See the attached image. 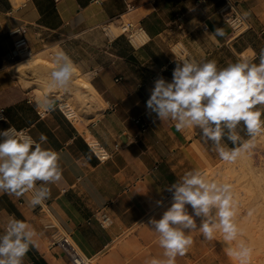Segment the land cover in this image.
Returning <instances> with one entry per match:
<instances>
[{
    "label": "crops",
    "instance_id": "crops-1",
    "mask_svg": "<svg viewBox=\"0 0 264 264\" xmlns=\"http://www.w3.org/2000/svg\"><path fill=\"white\" fill-rule=\"evenodd\" d=\"M228 3L245 19V29L233 30L219 12ZM129 4L134 8L129 10ZM178 13H185L182 28ZM123 21L142 25L147 39L140 44L124 34L109 39L105 26ZM19 25L29 28V52L57 44L91 82L99 100L94 107L89 103L84 120L69 119L58 97L40 92L34 80L26 84L23 74L13 70L9 31ZM217 28L225 35L213 37ZM177 41L185 44L184 54L174 49ZM262 48L264 0H0V108L7 118L0 120V130L26 129L37 141L43 133V147L60 155L63 176L47 185L51 197L35 208L28 203L32 193L0 192V234L13 217L37 233L23 264H70L53 245L59 231L71 233L90 262L111 264L125 232L172 196L168 186L187 171L202 172L221 161L197 129L178 132L174 121L150 113L146 102L154 81L160 76L171 81L184 59L215 60L218 67L241 58L258 63ZM46 97L55 99L54 111L40 107ZM241 136L244 142L252 138ZM90 138L100 142L108 158L101 159L89 146ZM100 209L113 219L106 228L98 221Z\"/></svg>",
    "mask_w": 264,
    "mask_h": 264
},
{
    "label": "clouds",
    "instance_id": "clouds-1",
    "mask_svg": "<svg viewBox=\"0 0 264 264\" xmlns=\"http://www.w3.org/2000/svg\"><path fill=\"white\" fill-rule=\"evenodd\" d=\"M211 35L225 33L223 28H217ZM257 58L258 63L241 58L224 67H218L215 60L179 61L171 81L163 76L154 81L146 107L160 121H174L178 132L197 129L205 142H211L221 160L234 162L241 150L250 146L241 133L254 137L264 131V48ZM54 62L49 88L67 90L75 67L63 52L57 53ZM40 107L54 111L56 101L46 97ZM0 119L7 122L6 117ZM45 143L47 137L43 133L37 141L13 126L0 130V192L17 197L32 193L28 203L33 208L51 197L47 185L61 181L63 176L59 153L43 147ZM167 190L173 196L171 207L160 219L149 220L166 259L154 258L150 264H175V258L185 255L192 245L193 231L201 232L208 240L217 231L223 233L226 241L236 239L231 185L209 180L203 172L193 169ZM36 236L28 223L11 218L0 234V264H23ZM239 255L241 259L247 257L249 249L241 245Z\"/></svg>",
    "mask_w": 264,
    "mask_h": 264
},
{
    "label": "rangeland",
    "instance_id": "rangeland-1",
    "mask_svg": "<svg viewBox=\"0 0 264 264\" xmlns=\"http://www.w3.org/2000/svg\"><path fill=\"white\" fill-rule=\"evenodd\" d=\"M112 28L116 35L121 32L120 28H116L114 24ZM180 46L185 48L183 41L175 42L173 47L178 50ZM54 47L56 48L54 49ZM59 52L57 44L45 47L42 52H29L27 48L18 61L16 60L13 70H18L23 76L25 75L26 84L30 83L27 82L30 79L34 80L32 83L35 86L37 82V85H39L36 86L37 89L43 93V87H49L51 71L56 67L54 62L55 56ZM182 57L184 58V56ZM27 71L32 74L33 78L27 76ZM74 75L67 90L50 88L54 90L53 94L51 93L50 95L56 94L55 96H59L58 98L62 103H64V100L61 98L68 96V101L71 102V106L77 112L78 118L84 120L85 114L90 111L89 107L91 105L89 106L87 101L76 100L77 96H83L84 91L87 92V89L85 88L84 90L79 85L78 80L74 78L76 75ZM80 77L83 76L81 75ZM246 142L250 146L241 151L247 153L252 158L253 164L255 163L256 170L254 171L256 174L245 164H241L240 161H234V163L223 160L208 165L202 171L209 180L231 185L235 211L234 222L238 228L236 239L227 242L224 239L223 233L217 231L214 238L208 240L203 237L201 232L193 231L190 233L193 241L192 245L185 255H178L175 258V264H264V194H262L264 193L262 191L264 182L262 179L258 181V177L264 176V131ZM257 170H260L258 174ZM250 171L254 175H258V177L256 178ZM172 203L173 196L156 207L138 225L127 230L119 240L121 246L117 248L118 250H116L111 264H150L154 258L165 260L166 257L163 255L164 250L159 246L158 234L150 227L149 220L151 218L160 219L163 213L171 207ZM188 209L191 212L190 206H188ZM197 223L199 224V220H197ZM241 245L249 249V255L243 259L239 255ZM89 264L101 263L95 259Z\"/></svg>",
    "mask_w": 264,
    "mask_h": 264
},
{
    "label": "built area",
    "instance_id": "built-area-1",
    "mask_svg": "<svg viewBox=\"0 0 264 264\" xmlns=\"http://www.w3.org/2000/svg\"><path fill=\"white\" fill-rule=\"evenodd\" d=\"M202 0H198V4L201 3ZM134 8V5L129 4L128 9L131 10ZM229 10H232L230 13ZM220 13L225 14V21L230 25V27L237 31L241 29H245L247 27L245 19L235 11V9L228 3L225 6L221 7L219 9ZM178 26L179 28H182L184 26L185 21V13H178L177 16ZM114 23H109L105 26V33L109 39H113L114 37L124 34L127 35V37L132 41V36L135 33L136 30L144 31V27L142 25H138L136 23H133L131 21H123L117 24L118 28H120L121 32L118 35H112L109 33V26ZM204 29H208V26H205ZM28 31L29 28L27 25H19L14 28H12L9 31V35L13 39V48L8 53V58L11 62L16 61L19 59L25 50L28 48L29 41H28ZM180 51H183L182 47H179ZM67 104L60 103L59 107L64 112V114L69 118L70 117L69 107L66 106ZM40 115H43V111H39ZM0 116L4 117V111L3 108H0ZM2 120V119H0ZM139 121V120H137ZM17 131H23L26 134V129H17ZM89 146L99 155L101 159H106L109 157V153L105 151L103 146L100 144V142L97 139L90 138L87 140ZM98 221L101 225V227L106 228L109 225H111L113 219L111 214L105 210L100 209L98 211ZM53 245L58 246L62 252L65 254L67 260L70 264H89L90 258L87 257L76 245L74 242L71 233L66 231H59L56 233Z\"/></svg>",
    "mask_w": 264,
    "mask_h": 264
},
{
    "label": "bare ground",
    "instance_id": "bare-ground-1",
    "mask_svg": "<svg viewBox=\"0 0 264 264\" xmlns=\"http://www.w3.org/2000/svg\"><path fill=\"white\" fill-rule=\"evenodd\" d=\"M112 25L113 24H111L110 26H109V28H108V30H109V33L110 34H112V35H116V33H115V31H114V29L112 28ZM115 25V27L116 28H118V26L116 25V24H114ZM147 34L144 32V31H139V30H136L135 31V33L133 34V36H132V40L135 42V43H142L143 41H145L146 39H147ZM180 47H182V46H180ZM56 47H54V49H55ZM183 48V47H182ZM62 51V50H61ZM179 51H180V49H179ZM180 53L181 54H184L185 53V51H184V49H183V51H180ZM50 54V53H49ZM52 54V53H51ZM24 64H28V63H24ZM74 65V64H73ZM76 65V64H75ZM74 65V67H75V75H76V77H74L75 79H77L78 80V83H79V85L81 86V87H83V88H86L87 89V92L85 91V93H83V96L81 95V96H77V98H76V100H84V101H87L88 103H90L91 104V106L93 105V107L96 105V104H98V100H99V98H98V96H97V92H96V90H95V88L93 87V85L91 84V82L89 81V80H86L85 78H83V77H80L81 76V73H80V71H79V69L77 68V65L75 66ZM23 67H24V65H22ZM56 66V65H55ZM26 68V67H25ZM22 69V68H21ZM21 73V72H20ZM74 75V76H75ZM80 75V76H79ZM20 76H23V75H20ZM25 76V75H24ZM77 80H75L76 82H77ZM29 81V80H28ZM27 81V82H28ZM38 83L36 82V86H39V85H37ZM35 85V84H34ZM30 86H32V85H30ZM29 86V87H30ZM28 88V87H27ZM52 92H54V90H51L49 87H43V93L44 94H46V95H50ZM57 93V92H56ZM53 94V93H52ZM56 95V94H55ZM58 95V94H57ZM60 95H61V93H60ZM80 95V94H79ZM59 97V96H58ZM62 100H66V102H64V104H67L66 106H68L69 108V111H67L68 113H70L71 115H70V117L71 118H73V119H75V118H77V112L74 110V108L71 106V102L70 101H68V96H64L63 98H61ZM86 102V103H87ZM84 104V103H83ZM95 115H97V114H95ZM235 161H240L241 162V164H245L248 168H250V170L253 172L254 170H256L255 169V166H254V164H253V161H252V158L249 156V155H247V153H245V152H240V155L237 157V159L235 160ZM235 163V162H234ZM250 171V173H252ZM260 171V170H259ZM259 171L257 170V174L259 173ZM255 172V171H254ZM253 172V173H254ZM264 172V171H263ZM252 173V174H253ZM255 174H256V172H255ZM261 174V173H260ZM254 175V174H253ZM252 175V176H253ZM264 175V174H263ZM251 176V177H252ZM254 176H256V178L258 177V175H254ZM262 176V175H261ZM263 177L264 176H262L261 178H259L258 177V181H260V179H262V181L264 182V180H263ZM251 179H253V178H251ZM254 180L256 181V179L254 178ZM262 182V183H263ZM258 185V184H257ZM258 187H259V185H258ZM264 187V186H263ZM264 188H262V191H264L263 190ZM261 191V192H262ZM262 194H264V193H262ZM258 206V205H257ZM223 242H226V241H223ZM228 242V241H227ZM230 246V245H229ZM233 248V247H232ZM230 249V248H229ZM235 249V248H234ZM235 251V250H234ZM231 253V252H230ZM247 264V263H246Z\"/></svg>",
    "mask_w": 264,
    "mask_h": 264
}]
</instances>
